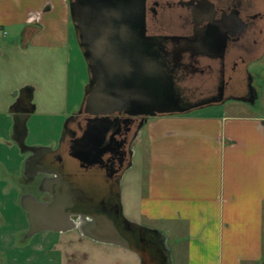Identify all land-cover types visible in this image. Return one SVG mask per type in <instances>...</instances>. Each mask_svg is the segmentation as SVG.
<instances>
[{"label":"crops","instance_id":"0c3cea01","mask_svg":"<svg viewBox=\"0 0 264 264\" xmlns=\"http://www.w3.org/2000/svg\"><path fill=\"white\" fill-rule=\"evenodd\" d=\"M0 29L8 32L0 42L4 49L29 58L14 68L20 75L17 93L28 94L32 104L37 89L22 81V71L68 66L70 55H64L76 39L69 0H0ZM58 77L55 72L50 82ZM215 108L147 123L146 181L135 214L126 216L120 198L121 212L127 221L163 236L170 264H176L170 238L178 264H263L264 118ZM135 155L121 182L134 169Z\"/></svg>","mask_w":264,"mask_h":264},{"label":"flooded vegetation","instance_id":"af4514ba","mask_svg":"<svg viewBox=\"0 0 264 264\" xmlns=\"http://www.w3.org/2000/svg\"><path fill=\"white\" fill-rule=\"evenodd\" d=\"M143 8L147 37L164 39L165 54L160 62L173 79L182 107L190 108L221 96L224 101L242 100L250 106L257 105L264 81V0H145ZM78 111L67 117L60 140L50 139L46 144L52 148L51 153L34 156L30 161L35 147L28 146V136L25 145H21L19 133L25 121L29 126L34 107L28 94L19 95L9 110V118L16 122L14 130L13 124L11 127L14 141H10L18 149L21 161L15 175L5 173L7 180L14 184L18 198L49 203L59 195L72 220L76 221L75 215L97 214L109 218L122 236L135 245L147 239L154 241L153 234H140L124 224L120 205L121 179L133 164L134 145L150 119L123 112L93 121V117ZM89 125L108 130L98 150H102L99 159L94 150L97 135L90 137L86 156L75 151ZM20 210L25 225L12 235L14 250L27 248L40 234H53L58 242L52 249L42 251L56 256V264H63L64 258L72 264L70 240L65 242V251L55 250L61 238L76 235L93 243L78 231L43 232L26 239L29 223L24 210Z\"/></svg>","mask_w":264,"mask_h":264},{"label":"water","instance_id":"95a60500","mask_svg":"<svg viewBox=\"0 0 264 264\" xmlns=\"http://www.w3.org/2000/svg\"><path fill=\"white\" fill-rule=\"evenodd\" d=\"M144 2L145 0H69L71 24L88 74V83L78 113L93 117V121L99 120L95 118L123 112L128 116L154 119L185 115L199 109L228 103L229 101H224L221 96L217 100L190 108L181 106L173 79L160 62L165 54L164 39L149 38L146 35ZM19 95L21 92H16L14 97L17 98ZM15 127L16 122L13 121L12 130ZM64 128L65 125L63 132ZM107 133L106 127L97 130L96 127L89 125L84 136L76 143L77 155L86 156L90 137L97 135L99 139L93 142H96L94 150L98 152L95 158L99 159L102 150H98L102 147ZM27 136L28 128L25 121L19 133L21 145H25ZM62 137L63 133L61 141ZM21 145L18 144V148ZM51 150L52 148L35 147L34 155L29 160L50 154ZM131 167L132 164L127 170ZM59 197L57 195V200L49 203H40L34 198H18L17 204L26 213L29 223L26 239L43 232L65 234L78 231L83 238L93 243L132 250L129 241L122 236L109 218L97 214H80L74 216L76 221L72 220L71 214L65 211L66 208L61 204L62 199ZM124 224L140 234L146 232L153 234L156 244L169 256L165 239L158 232L125 219Z\"/></svg>","mask_w":264,"mask_h":264},{"label":"rangeland","instance_id":"374dc122","mask_svg":"<svg viewBox=\"0 0 264 264\" xmlns=\"http://www.w3.org/2000/svg\"><path fill=\"white\" fill-rule=\"evenodd\" d=\"M74 42L72 52L70 50V54L64 55L66 59L70 55V60H66L68 66L63 70H58L49 64V66L31 67V69L22 71L24 73L22 81H32L37 89L32 102L35 110L27 127L29 147L48 148L46 144L51 142L50 139L59 141L67 117L79 110L84 89L88 83V74L77 40L74 39ZM2 43L0 44L2 50V54H0V250L2 251L0 264H56V256L53 257L50 253L45 254L42 251L52 249L53 244L58 242L57 236L53 234L36 236L25 249L18 247L14 250L15 247H13L15 239L12 235L16 230L24 229L25 217L18 207V196L13 188L14 184L10 182L9 178L7 180L5 175V173L15 175V170L21 161L18 149L10 141L13 120L8 116L9 110L16 102L14 94L21 90L17 83L20 75L18 71H15L14 66L15 64L25 65V61L29 58L22 57L19 51L13 52L7 48L4 49L6 43ZM15 46H18V42ZM1 66H4L6 71L3 72ZM262 71L264 72V70ZM55 72H58V80L51 83L50 78ZM261 85L262 95L256 106L230 101L224 105L226 112L229 114L249 113L264 118V81ZM217 109L211 107L194 112L197 114ZM146 136L147 132L144 129L134 145V149L138 148L134 169L127 174L124 181L120 182V198L123 199L127 217H132L131 215L135 214L137 198L141 195L146 181L148 160ZM143 144H145V148ZM123 191L125 192L124 197L122 196ZM67 240L71 241L70 253L74 257L72 264H138V258L132 251L96 245L87 240L78 239L76 235L61 238L60 245L55 246V250L59 253L65 251L64 246ZM174 243L175 239L170 238L169 244L174 251V260L178 264L179 257ZM42 253L45 255L44 257L41 256ZM63 261H65L63 264H70L67 258H64Z\"/></svg>","mask_w":264,"mask_h":264},{"label":"trees","instance_id":"16d2710c","mask_svg":"<svg viewBox=\"0 0 264 264\" xmlns=\"http://www.w3.org/2000/svg\"><path fill=\"white\" fill-rule=\"evenodd\" d=\"M129 244L132 251L138 255L140 264H169L168 254L156 244L155 240L147 239L142 244L138 242V245L129 241Z\"/></svg>","mask_w":264,"mask_h":264},{"label":"built area","instance_id":"2783aa9c","mask_svg":"<svg viewBox=\"0 0 264 264\" xmlns=\"http://www.w3.org/2000/svg\"><path fill=\"white\" fill-rule=\"evenodd\" d=\"M8 36V32L4 29H0V42Z\"/></svg>","mask_w":264,"mask_h":264}]
</instances>
